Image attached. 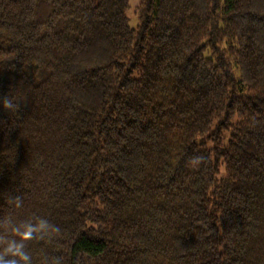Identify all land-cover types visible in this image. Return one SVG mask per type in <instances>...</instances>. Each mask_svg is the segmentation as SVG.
Segmentation results:
<instances>
[{
	"label": "trees",
	"instance_id": "1",
	"mask_svg": "<svg viewBox=\"0 0 264 264\" xmlns=\"http://www.w3.org/2000/svg\"><path fill=\"white\" fill-rule=\"evenodd\" d=\"M129 9L0 0V216L60 227L33 264H264V0Z\"/></svg>",
	"mask_w": 264,
	"mask_h": 264
},
{
	"label": "clouds",
	"instance_id": "2",
	"mask_svg": "<svg viewBox=\"0 0 264 264\" xmlns=\"http://www.w3.org/2000/svg\"><path fill=\"white\" fill-rule=\"evenodd\" d=\"M4 107L12 111L18 108L13 97L3 100ZM6 204L13 211L23 207L21 195L9 194ZM0 225L4 230L0 232V264H33V254L28 248L32 240L51 241L61 232L58 225L44 216L33 215L24 219H17L13 214L0 216ZM43 264H64L62 256H45Z\"/></svg>",
	"mask_w": 264,
	"mask_h": 264
},
{
	"label": "rangeland",
	"instance_id": "3",
	"mask_svg": "<svg viewBox=\"0 0 264 264\" xmlns=\"http://www.w3.org/2000/svg\"><path fill=\"white\" fill-rule=\"evenodd\" d=\"M140 0H130V9L128 11V17H129V25L132 28L137 27L139 20H138V16H137V6Z\"/></svg>",
	"mask_w": 264,
	"mask_h": 264
}]
</instances>
